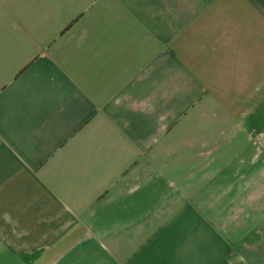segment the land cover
I'll return each instance as SVG.
<instances>
[{"label": "crops", "instance_id": "crops-1", "mask_svg": "<svg viewBox=\"0 0 264 264\" xmlns=\"http://www.w3.org/2000/svg\"><path fill=\"white\" fill-rule=\"evenodd\" d=\"M0 264H264V0H0Z\"/></svg>", "mask_w": 264, "mask_h": 264}, {"label": "rangeland", "instance_id": "rangeland-1", "mask_svg": "<svg viewBox=\"0 0 264 264\" xmlns=\"http://www.w3.org/2000/svg\"><path fill=\"white\" fill-rule=\"evenodd\" d=\"M219 162V161H218Z\"/></svg>", "mask_w": 264, "mask_h": 264}]
</instances>
